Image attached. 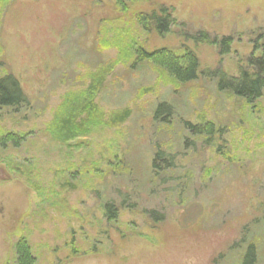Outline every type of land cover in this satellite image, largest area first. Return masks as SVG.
I'll return each mask as SVG.
<instances>
[{"label": "rangeland", "instance_id": "rangeland-1", "mask_svg": "<svg viewBox=\"0 0 264 264\" xmlns=\"http://www.w3.org/2000/svg\"><path fill=\"white\" fill-rule=\"evenodd\" d=\"M153 14L166 32L141 24ZM200 33L232 37L231 53L190 38ZM257 44L264 0H0V78L29 100L0 108V139L27 135L0 147V264H16L20 239L36 264H244L249 246L264 264V96L249 105L217 88L218 72H251ZM139 49L190 50L197 79L136 64ZM91 98L105 117L64 141L55 118ZM207 123L209 141L187 130Z\"/></svg>", "mask_w": 264, "mask_h": 264}, {"label": "trees", "instance_id": "trees-1", "mask_svg": "<svg viewBox=\"0 0 264 264\" xmlns=\"http://www.w3.org/2000/svg\"><path fill=\"white\" fill-rule=\"evenodd\" d=\"M121 7L126 6L127 3L133 0H116ZM168 17L158 18L155 14L150 16H141L140 22L145 29L152 24L160 33L167 31ZM196 42H208L219 46L220 56L225 57L231 53L233 46L232 37H223L220 40L217 38L210 39L206 33H200L197 37H190ZM263 38V37H260ZM254 53H260L259 57L253 54L250 60L251 72L242 71L239 77L229 78L225 74L218 72L219 78L217 88L220 92L229 93L234 97L243 100L246 104L253 105L261 100L264 96V44L255 45ZM148 61L167 72L175 81L186 84L197 79L199 70V61L195 54L190 50L181 57L176 56L168 49H161L152 53L146 52L144 49L137 51L136 64ZM29 100L24 94L20 84L12 75H6L0 78V108H10L14 110H21L27 107ZM72 105V104H71ZM70 108V107H69ZM79 109V110H77ZM74 110V111H73ZM71 108L69 114L60 119L55 118L54 130L57 134L62 136L64 141L72 140L76 136L83 134L88 128L91 120L101 121L105 117L103 113H99L98 106L94 103V99L86 101L82 104L76 105V108ZM78 111V114H75ZM171 115V109L164 104H160L155 110V121L166 122V117ZM129 117L128 111L113 113L109 120L113 124H122ZM81 118V119H80ZM111 124V123H107ZM187 130L194 136H206L207 141L211 140L215 135L216 128L213 123H207L201 126H192L187 124ZM27 135H18L16 133H9L0 139V147L2 149L12 146L14 149H19L26 141ZM164 154L161 151L156 153L153 160L152 167L154 170H159L160 162L164 161ZM159 162V163H158ZM173 161L169 162L172 166ZM105 211L109 222H114L117 219V209L113 204L105 205ZM77 251L72 249V256H75ZM16 264H36V258L33 255L32 248L26 239H20L15 247ZM244 264H255V252L253 247L249 246L247 254L244 257Z\"/></svg>", "mask_w": 264, "mask_h": 264}]
</instances>
